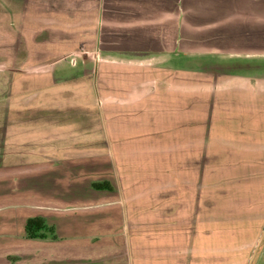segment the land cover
<instances>
[{
	"label": "crops",
	"instance_id": "crops-1",
	"mask_svg": "<svg viewBox=\"0 0 264 264\" xmlns=\"http://www.w3.org/2000/svg\"><path fill=\"white\" fill-rule=\"evenodd\" d=\"M181 4L12 0L20 23L0 34L10 56L0 59V189L29 202L0 207V264L236 258L228 228L254 224L221 214L225 165H264V64L203 63L202 86L196 56L180 50ZM32 219L47 226L35 238Z\"/></svg>",
	"mask_w": 264,
	"mask_h": 264
},
{
	"label": "rangeland",
	"instance_id": "rangeland-1",
	"mask_svg": "<svg viewBox=\"0 0 264 264\" xmlns=\"http://www.w3.org/2000/svg\"><path fill=\"white\" fill-rule=\"evenodd\" d=\"M181 3L182 6H186L183 14V18L186 19L181 20V26L184 27L182 32L187 33L186 30H189V35L181 36L180 50L183 49V53L190 57L196 56V77L202 86L203 78L211 74L201 67L203 63L207 65L211 61L242 60L264 64V0H181ZM15 10L16 7L12 8V0H0V34L5 32L9 35L11 25L14 28L18 27L20 16ZM41 54L42 52H38L37 56L41 57ZM8 58L10 56L0 49V59L6 61ZM183 62V60L179 62L180 67H185ZM4 73L10 76L8 70L4 69ZM256 75V78L264 80V73ZM208 87L209 84H206V89ZM214 87L212 84L213 90L216 88ZM216 89L213 93L218 92ZM197 90H203V87L197 85ZM197 103L202 104L203 101L197 99ZM200 107L197 105V108ZM225 166L228 177L226 185L229 192L228 210L221 214L227 216L228 223L248 220L254 224L253 227L228 228V251L233 250L236 253V258L229 260L228 264H264V165ZM233 172H238L242 176H235ZM250 172L253 173L252 177H259V180L252 177V181L251 178L247 179ZM27 202L29 199L26 194L14 195L11 189H0V207L18 206ZM7 209L11 210L8 213L16 211L15 208ZM214 215L215 212L213 217Z\"/></svg>",
	"mask_w": 264,
	"mask_h": 264
},
{
	"label": "trees",
	"instance_id": "trees-1",
	"mask_svg": "<svg viewBox=\"0 0 264 264\" xmlns=\"http://www.w3.org/2000/svg\"><path fill=\"white\" fill-rule=\"evenodd\" d=\"M47 226L42 219L29 220L26 226L27 236L31 238L37 237V232L42 229H46Z\"/></svg>",
	"mask_w": 264,
	"mask_h": 264
}]
</instances>
